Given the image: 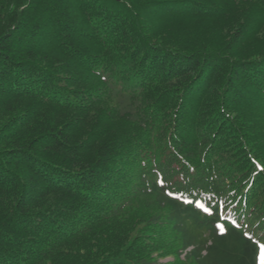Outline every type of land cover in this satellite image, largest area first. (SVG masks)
I'll use <instances>...</instances> for the list:
<instances>
[{
	"label": "trees",
	"instance_id": "16d2710c",
	"mask_svg": "<svg viewBox=\"0 0 264 264\" xmlns=\"http://www.w3.org/2000/svg\"><path fill=\"white\" fill-rule=\"evenodd\" d=\"M244 231L264 0H0V264H254Z\"/></svg>",
	"mask_w": 264,
	"mask_h": 264
},
{
	"label": "snow or ice",
	"instance_id": "6c2138e0",
	"mask_svg": "<svg viewBox=\"0 0 264 264\" xmlns=\"http://www.w3.org/2000/svg\"><path fill=\"white\" fill-rule=\"evenodd\" d=\"M102 78L106 79V77H103V76H102ZM160 176L162 177L163 174L160 173ZM154 183L158 184V185H161V187L163 188L164 180L162 178H157L154 181ZM165 195L168 196V197L175 198L174 194L171 191L165 193ZM184 203L188 204V205H191L193 202L185 200ZM196 207L197 208H202L204 212H206L209 215H211V210L208 209V208H204V206L202 204H200L199 202L196 203ZM213 224L215 225V227L213 228V233L218 235L219 238L222 239V238H224V237H226L228 235H231V233H229L226 228H224L223 226H220L218 224H215L214 220H213ZM241 226H243V225H241ZM242 237L253 246V260H254V264H264V234H262L259 237H254L248 231H244L242 233Z\"/></svg>",
	"mask_w": 264,
	"mask_h": 264
},
{
	"label": "rangeland",
	"instance_id": "374dc122",
	"mask_svg": "<svg viewBox=\"0 0 264 264\" xmlns=\"http://www.w3.org/2000/svg\"><path fill=\"white\" fill-rule=\"evenodd\" d=\"M168 261H171V259L164 260L162 263L165 264Z\"/></svg>",
	"mask_w": 264,
	"mask_h": 264
}]
</instances>
